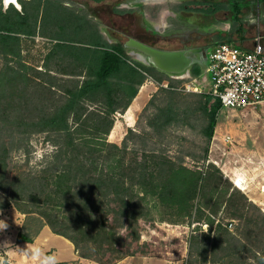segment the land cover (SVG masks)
<instances>
[{
  "label": "trees",
  "instance_id": "16d2710c",
  "mask_svg": "<svg viewBox=\"0 0 264 264\" xmlns=\"http://www.w3.org/2000/svg\"><path fill=\"white\" fill-rule=\"evenodd\" d=\"M19 2L21 7L11 4L4 9L0 1V55L6 62L0 68V197H7L5 203L0 202V207L14 203L21 212L39 215L37 219L40 225L33 230L34 234L20 230L17 236L19 242H32L42 224L46 223L53 232L71 240L81 256L93 258L102 264H107L106 253L115 254L116 260L126 255H145L142 250H122L119 239L124 234H115L114 237L112 233L116 231L108 226L111 220L127 219L124 223L129 224L126 227L132 235L135 233L133 239L139 238L136 229V232L132 231L137 222L133 207L136 196L145 198L151 189L163 202L181 203L186 216L190 218L203 213L196 202L202 187L200 174L184 164H175L168 155H158L147 147L143 148L144 158L135 160L131 173L125 174L122 152L128 145V138L137 136L139 132L129 127L121 144L108 139L114 114L128 107L137 92L136 85L145 76L140 69L153 75L159 83L163 78L152 72L153 66L132 58L120 44L103 40L93 43L88 52L76 55L66 49V44L55 42L53 52L60 50L61 58L68 61L58 72L69 76L68 83L60 85V98H55L53 95L56 94L57 85L50 72L52 69L45 74L50 77L49 80H38V85H32L25 69L16 68L10 64V60L22 56L21 34L33 36L39 31L40 35L54 38L55 34L43 30L47 26L56 33L60 24L46 22L47 12L62 17L71 14L75 19L81 18L80 13L68 10L56 0ZM232 8L234 22L241 24L240 3L233 4ZM114 11L122 10L114 8ZM77 65L81 67L79 71L72 67ZM194 72H198V69ZM82 75L83 79L79 80ZM168 80L169 84L159 86L142 112L154 105L158 92H175L173 78L168 77ZM122 92L128 94L123 103ZM200 95L205 99L195 109L202 108L209 116L205 128L209 145L222 104L218 98L210 103V94ZM171 98L167 104L156 106V111L151 113L148 122L152 130L161 132L177 121L179 113L173 96ZM90 123L93 129L88 130ZM40 131L48 132L55 146L46 166L10 175L8 157L10 151L16 148L14 145L21 147L32 134ZM149 131L146 133L150 134ZM135 149L138 150V147ZM207 151L208 148L205 158ZM108 154L115 155L110 170L106 169ZM157 178L160 181L156 183ZM243 195L247 196L244 192ZM57 208H62L63 214ZM78 220L87 226L90 222L94 224L88 229ZM214 231L217 234L213 239L210 232L205 234L204 243L200 245L202 249L210 247L212 252L222 249L224 256L240 255L241 240L227 226L218 222ZM118 244L122 246L120 249ZM194 246L192 243L191 247ZM259 264H264V258L259 259Z\"/></svg>",
  "mask_w": 264,
  "mask_h": 264
},
{
  "label": "rangeland",
  "instance_id": "374dc122",
  "mask_svg": "<svg viewBox=\"0 0 264 264\" xmlns=\"http://www.w3.org/2000/svg\"><path fill=\"white\" fill-rule=\"evenodd\" d=\"M56 1L64 4L68 10L78 11L81 18L75 19L71 14L62 17L47 12L46 22H59L60 27L56 30V33L53 30L50 31L47 26L43 31L55 34V39L40 35L39 31L33 36L21 34L22 56L19 59L12 57L10 64L16 68L23 67L27 73L29 83L32 85L37 84L38 80H49L50 77L45 74H48L49 69H52L50 72H52L57 88L54 91L56 92L55 95L50 94L55 98H60L62 94L59 89L61 88L60 85L65 82L68 83L69 76L58 71L61 67L67 65L68 61L61 58L60 50L53 52L54 43L66 44L65 47L68 51L80 55L91 50L93 43H100L103 40L113 42L115 38L111 32L118 30L116 27L121 26L124 20L113 14L115 0L101 2L94 0ZM177 1L146 2L144 10L148 13V21L152 24L162 25L163 19L161 21L160 14L167 7L178 8ZM202 1L187 0V4L190 8H198L201 6ZM2 5L6 9L11 4L5 5L2 3ZM177 19L181 21L182 15L179 17L175 15L173 21L176 24ZM97 28L98 30H96ZM173 28L174 30L177 29V27ZM159 31L166 32L162 26ZM180 33L176 31L170 41L159 40L155 45L167 49L178 48L184 44L180 42L183 38ZM126 51L128 53L129 49ZM129 55L137 59L135 55ZM5 64L6 62L0 55V68ZM66 67L70 68V66ZM72 67L75 71H79L81 68L79 65ZM151 70L157 76H162L161 85L167 86L169 84L168 77L172 78L169 74L162 73L155 67H152ZM82 79L83 75L79 76V80ZM173 84L175 85L174 93L158 92L154 105L148 111L138 113L135 128L139 134L127 140L128 145L122 152L124 158L123 172L130 174L131 168L135 165L134 161L144 158V147L153 149L158 155H168L175 164H184L202 176L200 180L202 187L196 202L198 201L203 213L196 216L194 214L195 217L190 218L186 216L181 203L178 205L177 202H163L150 189L145 198L136 196L133 203L137 222L132 231L136 229L139 237L137 240L133 239L135 233L132 235L126 227L129 224L124 223L127 219H120L117 222L111 220L112 223L109 222L108 226L112 231H116V233H112L114 237L115 234L118 236L124 234L119 239L120 244L123 246L122 250H142L145 255L155 257L154 261H149L148 264H259V259L264 258V196L257 198L256 201L251 200L249 196L245 197L243 195L245 191L222 171L221 166L225 162L229 166L248 165L247 168H251L249 181L253 187L244 189L248 191V194L249 192L253 195L264 194V108L258 106L254 110L251 107H248V110L236 107H232L233 110L232 108L227 109L215 128L217 136H213L208 145L205 128L209 116L202 108L195 109L200 101L205 99L204 96L200 95L204 93L193 89H180L184 84L182 79L173 78ZM127 96L128 94L122 92V103L125 102ZM172 96L179 113L177 121H174L173 125L161 132L152 130L148 122L151 113L156 111V106L167 104ZM213 100L211 99L210 103ZM42 101L45 100L42 99ZM118 117H120L119 114ZM87 126L88 130L93 129L92 123ZM117 131L114 136H110L109 133V138L114 139ZM147 131L150 134H147ZM228 134L232 136V142L228 139L225 140V136ZM122 140L119 144L122 143ZM22 144L19 148L14 145L16 148L9 153L8 170L10 175L20 174L31 169L37 170L46 166L47 160L50 158L49 154L55 148L52 137H49V133L45 131L35 132ZM136 147H138V150L135 149ZM206 148H208V151L205 158ZM114 158V154H108L106 159L107 170H110ZM159 181L160 178H157L156 183ZM137 189L139 194L140 189L138 187ZM249 200L256 205L250 203ZM6 201V195H2L0 202L5 203ZM9 206H14L22 214L18 217L22 218L20 230L33 235V230L40 225L37 219L39 215L35 212H21L14 203L0 207V221H4L7 225L5 230L7 232L12 231L10 230V223H8L10 213L5 211V208ZM57 209L60 214H63L62 208ZM212 219L214 220L213 223ZM77 222L88 229H91L94 224L90 222L87 226L85 222L79 220ZM218 222L227 226L228 230L241 240L240 249L242 250L239 252L240 255L224 256L225 251L222 249H217L216 252H212L210 247L207 250L202 249L200 245L204 243L205 234L210 232L212 239L217 234L214 229ZM11 229H15L14 226H11ZM3 231L0 230V233ZM192 243L195 248L191 247ZM122 246L117 245L119 249ZM134 255L128 264H141V257L138 258L141 255ZM114 256L115 254L106 253V263L116 264L120 259L116 260ZM3 264L9 263L5 260Z\"/></svg>",
  "mask_w": 264,
  "mask_h": 264
},
{
  "label": "crops",
  "instance_id": "0c3cea01",
  "mask_svg": "<svg viewBox=\"0 0 264 264\" xmlns=\"http://www.w3.org/2000/svg\"><path fill=\"white\" fill-rule=\"evenodd\" d=\"M198 1L200 2L202 0ZM238 2L241 5V24H236L234 22L233 4L227 0H217L216 2L204 0L198 8H190L188 5V7L185 8V11L188 12L185 15L186 18L183 17L181 21L177 19V24L173 21L175 15L176 17L180 16L177 8L167 7L162 11V14H160L161 21L163 19L164 22L165 19L170 18L174 23V27L178 28L183 26L186 28L190 27L192 24H196L199 27L198 30L190 31L192 32V37L189 45L203 47L202 61L194 64L190 74L186 73L178 77L169 75L172 78L184 80V84L191 83L194 87L198 88V90L195 91L210 94L214 100L216 97L211 93L212 83L210 75L207 72L208 53L212 50L214 45L219 42H229L238 48L249 50L252 49L254 45V36L257 27H261L264 35V0H238ZM195 69H198V72L195 73ZM140 70L145 76L142 77L141 82L136 85L137 92L131 99L128 107L123 112L117 111V114H114L115 119L110 130V136H114L116 131L119 130L114 139L109 138L108 135L110 141L120 143L129 127L136 130L135 124L138 119V113L143 110L161 85L153 75L142 69ZM258 106L264 108V102L243 107V110H248V107L254 110V108ZM231 108L232 107L221 105L217 112L215 128L218 126L224 111ZM131 109H133V116L129 119V112ZM118 114L120 117H118ZM214 134V137L217 136L215 131ZM227 138L232 142L231 135H226L225 140ZM247 166L248 165L229 166L228 163L225 162L221 168L237 186L245 191L251 200L256 201L257 198L263 197L264 194L258 193L257 195H253V193L250 192L248 194V191L245 190L248 187H253L249 181L251 168H247ZM5 211L10 213V220H8V223H10V230L12 231L7 232L4 230L0 233V264H3L5 260L9 264H38L34 256L40 255L41 253L43 257L46 258V264H100L94 259L81 256L75 249L71 240L61 234L53 232L47 224L42 226L32 242H19L17 236L22 226V218L18 217L22 214L14 206L5 208ZM11 226H14L15 229H11ZM133 256L135 255H128L120 259L116 264H128ZM138 258H140L141 264L145 262L148 264L149 261H154L155 257L141 255Z\"/></svg>",
  "mask_w": 264,
  "mask_h": 264
},
{
  "label": "built area",
  "instance_id": "2783aa9c",
  "mask_svg": "<svg viewBox=\"0 0 264 264\" xmlns=\"http://www.w3.org/2000/svg\"><path fill=\"white\" fill-rule=\"evenodd\" d=\"M263 37L260 27H257L252 49L219 42L208 53L211 93L221 101L222 106L243 108L264 102ZM180 89L198 90L191 83L183 84Z\"/></svg>",
  "mask_w": 264,
  "mask_h": 264
},
{
  "label": "flooded vegetation",
  "instance_id": "af4514ba",
  "mask_svg": "<svg viewBox=\"0 0 264 264\" xmlns=\"http://www.w3.org/2000/svg\"><path fill=\"white\" fill-rule=\"evenodd\" d=\"M2 1V0H1ZM115 8H120L122 11L121 12H115L113 11V14L120 18L123 21V24L118 28V30L112 31L111 34L113 35V37L115 38V40H113L114 43L120 44L124 47L125 50H127L128 48L125 47L124 45V41L132 36L135 37L139 40H142L146 43H149L151 45L156 46V42L159 40H164V41H170L171 37L173 34H175V32H181L180 34H182L183 38L181 39L180 42L184 43L182 46L178 47V48H184L186 46H188L191 43V33L190 31H194V30H198L199 27L196 24H192L190 27H186L184 28L183 26L178 27L176 30H174V26H173V22H170V18L165 19V21L162 23V25L160 24H152L148 21V13L144 10V5L146 2H137V3H125V2H120L118 3L117 0H115ZM161 0H150L149 2H160ZM212 2H216L217 0H211ZM230 1L231 4H236L238 2V0H227ZM248 1V0H247ZM250 1V0H249ZM19 2V1H18ZM3 3V1H2ZM20 3V2H19ZM179 7L177 8L178 14L181 16L182 18L185 17L186 18V14L188 12L185 11V8L188 7L187 4V0H178L177 1ZM10 4V3H9ZM12 4V3H11ZM144 11V16L142 18L141 21V25L137 24V13H140ZM178 15V16H179ZM114 21V20H113ZM126 21H131V22H127ZM180 25H182L180 23ZM262 25V24H261ZM163 27V29L166 32H160L159 28ZM173 29V30H172ZM178 29H180L178 31ZM261 29V27H260ZM170 31V32H169ZM173 31V32H171ZM262 31V30H261Z\"/></svg>",
  "mask_w": 264,
  "mask_h": 264
},
{
  "label": "water",
  "instance_id": "95a60500",
  "mask_svg": "<svg viewBox=\"0 0 264 264\" xmlns=\"http://www.w3.org/2000/svg\"><path fill=\"white\" fill-rule=\"evenodd\" d=\"M5 4V0H2ZM150 0H117L118 3H137L149 2ZM15 2H10V4ZM9 5V4H5ZM21 7V4H20ZM137 24L141 25L144 11L137 13ZM125 47L129 49L128 54L135 55L137 60L144 64L151 65L172 76L190 74L192 67L196 62L202 61V46L188 45L184 48H160L135 37H128L124 41Z\"/></svg>",
  "mask_w": 264,
  "mask_h": 264
},
{
  "label": "clouds",
  "instance_id": "9594fccd",
  "mask_svg": "<svg viewBox=\"0 0 264 264\" xmlns=\"http://www.w3.org/2000/svg\"><path fill=\"white\" fill-rule=\"evenodd\" d=\"M6 227V223L4 221H0V230H5ZM34 258L37 260L38 264H46V258L43 257L42 253L34 256Z\"/></svg>",
  "mask_w": 264,
  "mask_h": 264
},
{
  "label": "bare ground",
  "instance_id": "6f19581e",
  "mask_svg": "<svg viewBox=\"0 0 264 264\" xmlns=\"http://www.w3.org/2000/svg\"><path fill=\"white\" fill-rule=\"evenodd\" d=\"M4 2H5V4H9L10 2H15V5L17 7H20V3L18 2V0H5ZM132 116H133V109H131L129 112V119H131Z\"/></svg>",
  "mask_w": 264,
  "mask_h": 264
}]
</instances>
